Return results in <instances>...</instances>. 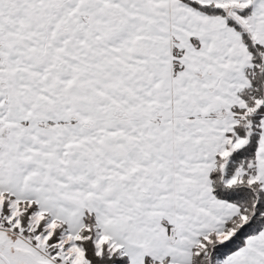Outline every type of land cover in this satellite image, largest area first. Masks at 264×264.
Wrapping results in <instances>:
<instances>
[{"label": "snow or ice", "instance_id": "6c2138e0", "mask_svg": "<svg viewBox=\"0 0 264 264\" xmlns=\"http://www.w3.org/2000/svg\"><path fill=\"white\" fill-rule=\"evenodd\" d=\"M0 264H264V0H0Z\"/></svg>", "mask_w": 264, "mask_h": 264}]
</instances>
